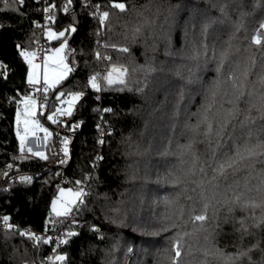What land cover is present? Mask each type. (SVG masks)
<instances>
[{
	"label": "trees",
	"instance_id": "1",
	"mask_svg": "<svg viewBox=\"0 0 264 264\" xmlns=\"http://www.w3.org/2000/svg\"><path fill=\"white\" fill-rule=\"evenodd\" d=\"M52 1L71 69L46 88L43 120L60 125L78 94L67 158L45 167L49 130L42 152L18 137L41 10L0 0V166L39 170L0 190V211L69 235L53 248L0 227V264H264V0ZM63 177L83 187L73 215L51 207Z\"/></svg>",
	"mask_w": 264,
	"mask_h": 264
},
{
	"label": "built area",
	"instance_id": "2",
	"mask_svg": "<svg viewBox=\"0 0 264 264\" xmlns=\"http://www.w3.org/2000/svg\"><path fill=\"white\" fill-rule=\"evenodd\" d=\"M22 3V0H18ZM39 3V7L41 10V15L38 19L35 20L36 25L40 28V35L36 39V49L34 53V61L38 64L43 65L47 54L51 51V42L50 38L47 35V31L57 18V5L52 0H37ZM90 2V0H87ZM46 86L41 77L40 82L37 84V91L36 94L32 97H28L31 101V107L36 105L37 115L41 118L42 122H44L50 131L51 134L55 135L56 137V145L54 149V157L51 162L46 164V168H51L54 165H60L66 160L67 155L63 149V140L61 138L60 132L64 129L63 125L67 121L69 117V113L65 110L59 112L56 116V120L59 121L60 125H54L50 123H46L43 120L44 118V110L46 106ZM24 143H22L23 147L25 148L26 145H29L31 139H36L38 141H42V149H45L46 146V137L44 136L41 130H36L34 133H30V131L26 130L24 132ZM22 142V141H21ZM26 143V145H25ZM42 150V151H43ZM36 152V151H34ZM39 152V151H38ZM63 166H61V170ZM39 174L38 169L26 168V167H19L16 163L13 162H6L0 166V190H3L9 187L13 182L23 179V178H30ZM64 183L69 184L70 179L68 177H63L62 180ZM84 194V191H83ZM79 204H75L72 206L71 210L69 211L70 215L76 213ZM0 227L4 229H8L11 227L19 228L21 232L26 235L31 236L32 238H46V239H53V248L59 244V242L67 238L69 235V230L66 228H62L61 230H53V231H38L34 228L28 226H20L18 223H13L11 220V216L9 213L5 211H0ZM40 264H52L51 255L47 256L45 259L42 260Z\"/></svg>",
	"mask_w": 264,
	"mask_h": 264
},
{
	"label": "rangeland",
	"instance_id": "3",
	"mask_svg": "<svg viewBox=\"0 0 264 264\" xmlns=\"http://www.w3.org/2000/svg\"><path fill=\"white\" fill-rule=\"evenodd\" d=\"M64 30H55L53 27H49L47 35L50 39L61 37L58 41L51 44V51L47 54L45 61L41 67L40 64L34 62V56L29 51L24 52V56L29 63L28 79L32 82L39 83L42 77L46 88H54L59 84L70 72V63L65 55V49L67 45V39L63 37ZM125 68L122 66H112L109 74V80L121 79L124 75ZM78 94H70L61 99L58 110H62L71 113L75 106V101L78 98ZM22 113L30 114V116H17L15 121V127L18 133V137L22 143H24V132L26 130L30 133H34L37 129L41 130L44 136H47L48 128L44 122H42L37 115L36 105L24 107ZM29 145H26V149L30 151L42 152V141L31 139ZM24 145V144H23ZM83 197V187H76L74 185L65 184L62 185L56 196L53 198L51 207L56 214L68 213L72 206H74Z\"/></svg>",
	"mask_w": 264,
	"mask_h": 264
},
{
	"label": "water",
	"instance_id": "4",
	"mask_svg": "<svg viewBox=\"0 0 264 264\" xmlns=\"http://www.w3.org/2000/svg\"><path fill=\"white\" fill-rule=\"evenodd\" d=\"M22 116L28 117V116H30V115L23 113V115H22Z\"/></svg>",
	"mask_w": 264,
	"mask_h": 264
},
{
	"label": "crops",
	"instance_id": "5",
	"mask_svg": "<svg viewBox=\"0 0 264 264\" xmlns=\"http://www.w3.org/2000/svg\"><path fill=\"white\" fill-rule=\"evenodd\" d=\"M28 105L31 106V103L27 104V106H28Z\"/></svg>",
	"mask_w": 264,
	"mask_h": 264
}]
</instances>
